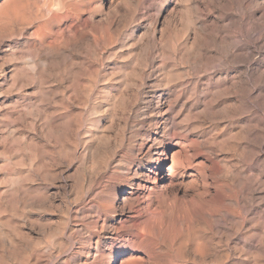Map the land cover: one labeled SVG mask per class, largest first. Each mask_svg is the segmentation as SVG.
Here are the masks:
<instances>
[{
	"label": "bare ground",
	"instance_id": "1",
	"mask_svg": "<svg viewBox=\"0 0 264 264\" xmlns=\"http://www.w3.org/2000/svg\"><path fill=\"white\" fill-rule=\"evenodd\" d=\"M45 1L49 2V0ZM61 1L64 0H60L59 3ZM77 2L80 3V1ZM180 2L182 3V9L180 8L178 14L179 22L183 24H180V26L183 29L181 27L179 31L175 28L178 32L176 30L173 32L174 27H170V22L169 27L172 32L166 35L164 42H159L160 44L163 43L162 45L156 46L153 42L155 36L153 38L150 34H153V31L156 30L155 27L158 21L154 19L152 24L150 21L153 30H149V34V31L147 32L150 37L146 41H142L143 37L142 39L139 38L142 36L140 34L135 42L125 45L129 46V51L125 55L118 53L121 55L119 58L125 62V65L114 67L109 74L102 72L103 81L101 83L98 82L99 70L94 69L91 61L96 53L91 52L93 53L92 55L89 52L90 47L93 46L89 47L86 45L88 40L85 43L84 35H79L78 41L82 49H80L81 52L80 54L78 53V56L74 55L75 53L73 54L72 50L69 49L71 47L65 48L62 45L60 47L52 44L51 41H46L49 35H52L57 39L55 41H58L66 33H71L72 35V32L76 33L78 29L76 22L80 19L82 11L79 7H77L79 9H71L72 7L76 8L73 5L69 8L71 10H66L68 7L63 5L67 7L65 10H62V8L54 9V5L43 2V5L45 3L47 5L46 7L44 6L45 9H42L43 7L39 6V0L1 1L0 52H2V58L0 60V95L7 97L16 93L21 97L0 103V109L5 107L2 112L0 111V264H52L49 262L52 256L57 257L65 252L68 257L76 258V264H81L79 262L81 254L87 256L94 254L92 256L95 258L100 239L98 237L95 238L94 231H109L110 226L108 220V222L105 220L101 221V223L99 222L100 211L104 210V212L106 211L109 214H115L116 209L120 205L119 202L128 201L127 196L120 199V195L125 194L124 190L126 187L133 189L134 185L131 178L137 180L136 186L138 189L140 188L141 204L143 206L140 207L143 208L144 214L155 210V202L161 199L167 187H171L176 183V177L179 174L180 177L183 175L184 177L187 176L194 182H196V179L197 181L200 180L202 191H200V195L203 196L204 192H207L208 179H205L204 163L195 160L199 152L195 149L196 147H200L201 150H199L202 153L204 152V154L212 157V161L215 160L214 164L220 169L217 176L224 182V186H219V190L220 192L222 190L225 191L221 192L223 198L220 199V203H210L202 210L208 223V225L206 224L208 234L198 237L195 236V233V235L193 234L194 253L199 254L198 258L202 261V264H211L215 259L219 257L221 259V256L229 258L232 256L231 253L238 254V257L228 264H264V224H260L262 217L259 214L260 212H258L259 210H257L261 207L264 208V155L260 156L261 152H257L255 146L252 145L258 139L260 146L264 147V0H174L171 4V9L173 8L174 10ZM137 4H140V2ZM59 5L62 7L61 4ZM133 6L136 8L135 4ZM133 6H131L132 8L130 7L132 11L134 9ZM74 13L77 18L74 17ZM114 17H116L115 14ZM128 17H130L129 14ZM128 17L127 19H129ZM134 17L135 15H133ZM169 18L171 19V16ZM168 19L165 20L164 18L166 22H168ZM110 20L112 21V18ZM120 21L119 23H121ZM107 22H104V24ZM23 23L27 24V28L29 26L33 28L32 32L30 31V36L34 37L35 40L37 39L38 46L33 43L32 47L37 48L38 54L36 52V54H27L26 51L30 49L27 48L26 50L25 48L26 54L23 49V52L20 51L23 55L22 58L18 57L22 61L14 64L16 60L14 54L17 53L19 46L14 42L16 35L12 32L14 31V25H24ZM59 24H63L62 27ZM162 25L160 28H162ZM106 26L111 25L107 24ZM104 27H100V29L102 30ZM109 28L112 29L113 27ZM127 28H129V25ZM166 28L164 27L162 30ZM18 29L22 30L23 28L19 27ZM107 31L110 32L108 29ZM160 31L159 33L162 34L163 31ZM3 33H8V35L6 34L3 38ZM87 33L85 36L89 34ZM129 37H132V35ZM116 39L118 40V38ZM75 40L77 41V39ZM102 40L104 41L103 38ZM89 41L91 42V39ZM73 44L71 45L76 47L78 45ZM98 45L101 47V43ZM97 48H95V51ZM113 50H111L112 53ZM153 50H156L157 59H154L155 57L152 55ZM99 51L97 50L96 52ZM118 54L117 56H119ZM25 58H27L26 61L23 60ZM109 59L111 58L109 57ZM53 82H60L61 84L54 87ZM144 84L145 86L147 84L151 92L149 93V99L145 101L148 106H142L143 110H140L138 108V98L140 89ZM149 106H151V110L149 109L150 112H147L151 113V118L149 117L146 123V120L143 119L145 115L143 111L145 112ZM177 107H179V110L176 112ZM88 111L91 117L88 116L89 118L84 121L83 116ZM184 111L187 112L183 115ZM190 115L193 116L194 123L190 122ZM219 118L230 120V124L232 122L233 125L237 126L236 134H227L223 140L216 141L214 140L216 137L210 138L208 134L206 137L203 135L204 132H199L203 120L215 121ZM131 120L132 122L133 120L134 122L136 121L138 123L136 125L141 128L148 124L150 127L153 126L154 130L150 134L145 133L146 135H143L144 137L142 136L143 138L139 142H135L133 146L135 149L129 146L136 157V161L131 162L129 160L131 163L127 164L126 162L125 164L121 160L117 164L115 171L120 173L124 180H127L126 186L122 188L115 185L110 186L109 182L112 177L107 176L108 170L112 160L119 154L118 149L124 144V135L122 136V133H125ZM222 125L224 126V124ZM113 129L121 130V134L116 133L115 136L113 133L115 137L112 142H115V146L111 150L109 145L113 137L111 135ZM138 132L135 133L134 131L135 134ZM213 132L215 134V131ZM207 133L210 132L207 131ZM189 137H194V140H188ZM131 138L128 139L133 141ZM222 149L223 152L230 151L231 154L233 153L231 151H241L243 154L248 152L247 154L250 153L252 162L250 161V164L249 162L246 164L240 163L241 166L238 163L239 166L237 167L234 165L236 161L231 164L232 162L228 163L229 161L224 160L226 156L223 159L222 156L219 157L217 155ZM244 158L247 159V157ZM165 166H167V172L163 177V182H168V184L164 187L159 184L160 179L157 177ZM212 175L215 178V174ZM59 178L68 179L70 182L68 185V208L67 206L65 207V209L67 208V215L63 212L66 216L63 219L58 218L59 220H54L52 216L47 219L41 218L40 220L33 217L31 210L41 209L40 205L42 203L47 204L48 206L46 207L50 209V197L52 196H50V191L56 187L53 183ZM104 178L106 183H103ZM232 188L233 190H231ZM52 197L55 198L54 196ZM65 198L67 199V197ZM139 199L138 201H140ZM96 201L99 203L104 202L105 204L103 203L104 206L96 205L98 203ZM201 202H203L202 199ZM84 203L86 205L83 206L82 204ZM122 206L123 204L120 207ZM130 207H127V209L129 210ZM56 208L58 210V207ZM232 208H236L245 216L244 222L236 221L235 218L237 217L234 218L230 213ZM27 209H31L29 210L30 212H27ZM202 213L201 216H203ZM72 218L75 220L79 219L81 224L71 225L70 220ZM159 220L163 222L164 219ZM198 220L201 221L200 218ZM183 224L185 225L186 223L183 222ZM182 225L181 228H183ZM170 227L171 231L172 229L174 230L172 226ZM142 228H144V225ZM142 228L140 226L134 227L133 225V227L129 228L132 230L131 234L127 236L119 235V237L122 240L121 246H126L128 243L137 245L141 248L145 257L148 258L153 254L152 248L150 249L151 246L149 247L151 239ZM184 228L182 230L187 229ZM38 229H42L45 237L52 242L53 246L51 249L46 250L45 248L44 250L38 248L39 246L35 248L32 247L33 245H31L32 248L27 247L30 241L35 240L33 234ZM199 229H201L200 226ZM119 230H122V228ZM114 231L116 230L114 229ZM153 232L151 231V233ZM189 232L187 233L188 235ZM114 235L113 231L105 234L106 240H111ZM234 235L238 237L235 240L232 239ZM184 236L186 235L184 234ZM184 236L182 235L183 240ZM159 238L161 237L159 236ZM215 238L223 239L227 243L232 240L234 241L232 245H234L229 247L223 243L227 246V253L220 255L221 246L219 243L222 240L214 242ZM164 241L166 242V240ZM180 241L176 233L174 242L178 244V248L175 249L177 257L178 254H182V248L186 242L184 240V243H180ZM33 243L35 242L33 241ZM76 244H81V248H76ZM151 244L152 246L154 245L153 242ZM92 245H94V248ZM173 245L170 244V246ZM85 248H92L94 252L92 250L84 251ZM158 252L159 254L161 253L159 250ZM120 254L124 258L122 260L114 259L110 264H135L140 259L139 254L125 255V252H120ZM156 254L158 253L156 252ZM168 254L165 255L168 256ZM241 255H244V257L240 258ZM9 256L12 262L7 259ZM154 256L151 258H154ZM105 262L106 260L102 264L107 263Z\"/></svg>",
	"mask_w": 264,
	"mask_h": 264
},
{
	"label": "rangeland",
	"instance_id": "2",
	"mask_svg": "<svg viewBox=\"0 0 264 264\" xmlns=\"http://www.w3.org/2000/svg\"><path fill=\"white\" fill-rule=\"evenodd\" d=\"M1 1H3V0H0V3H1ZM42 1V2H41ZM39 0V6L42 8V9H45V7H46V3H48V4H52V5H54V9H61L62 8V10L64 9H66L67 7V9L66 10H71V9H79L80 8V10H84L85 9V11H86V13H85V11H81V15H80V19L81 20H83V21H81L80 19L79 20H77V22H76V24H77V26H78V29H77V31H76V33H74V32H72L73 33V35L71 34V33H66V35L62 38V39H58V41H55V40H57L56 38H54L52 35L50 36H47V38H46V41H51L52 42V44H56V45H58V46H60L61 47V45H62V47H64L65 46V48H68V47H71V48H69L70 50H72V52H73V54L74 55H76V56H78V53L80 54V49H82L81 48V45H80V43H79V41H78V39L80 38V36L82 35H84L83 37H85V43H87L86 45L87 46H93V47H90V49H89V52L91 53V52H93L95 55H96V57H95V55L93 56V58H92V62H93V66H94V69H97V71L99 70V72H98V75H100L99 77H98V82H101L102 83V77H101V74H102V72H106L107 74H109V73H111V71L110 70H112L114 67H121V66H124L125 65V62L122 60L121 61V59L119 58L121 55H125L126 54V52L127 51H129V46L127 47V46H125V45H129V44H131L132 42H135V40L140 36V34H142V36H140L139 38H141L142 39V37H143V40L142 41H146L147 40V38L148 37H150V35H151V37H153L154 38V36H155V38L153 39V42L156 44V46H160V45H162V44H160L159 42H164L165 41V38H166V35L168 34V33H170V32H172V29L171 28H173V32L177 29V30H181V27L182 26H180V24L181 25H183L181 22H179V10H180V8L182 7V3L180 2V3H178V5H176V7H175V9L173 10V8L171 9V4H172V2L174 1V0H165V1H163V0H148V2H147V0H141V1H139L140 2V4H137V3H139L138 2V0H116V2H115V0H112V1H110V0H77V1H80V3L79 2H77L76 0H68V1H61L60 3H59V1L60 0H58V3L56 4V2H57V0H49V2L48 1H45V0ZM74 1V2H73ZM76 1V2H75ZM88 1H90V2H88ZM92 1V2H91ZM99 1V2H98ZM119 1H120V3H119ZM124 1H125V3H124ZM134 1H135V3H134ZM155 1V2H154ZM160 1V2H159ZM43 2H46L44 5H43ZM50 2H52V3H50ZM64 2V3H63ZM70 4H68V3ZM73 2V3H72ZM95 4H94V3ZM133 2V3H132ZM137 2V3H136ZM144 2V3H143ZM145 2H146V4H145ZM150 2V3H149ZM154 4H153V3ZM158 2V3H157ZM164 2H166V3H164ZM67 3V4H66ZM75 3V4H74ZM76 3H78V4H76ZM82 3V4H81ZM110 3V4H109ZM143 3V4H142ZM56 4V5H55ZM59 4H61V6L62 7H60V5ZM81 4V5H80ZM91 4V5H90ZM101 4V5H100ZM121 4V5H120ZM127 4V5H126ZM135 4L136 6V8H134V6L133 5ZM149 4V5H148ZM180 4V5H179ZM59 5V6H58ZM63 5H66V6H63ZM74 5V7H76V8H73L72 6ZM75 5H77V6H75ZM78 5H80V6H78ZM98 5H100V6H98ZM111 5V6H110ZM113 5V6H112ZM115 5V6H114ZM139 5V6H138ZM145 5V6H144ZM160 6V7H158V6ZM45 6V7H44ZM70 6V7H69ZM88 6H90V7H88ZM131 6H133V11H132V7ZM138 6V7H137ZM140 6H142V7H140ZM147 6V7H146ZM72 7V8H71ZM77 7H79V8H77ZM91 7H93V8H91ZM96 7V8H95ZM108 7V8H107ZM109 7H110V9H109ZM111 7H112V9H111ZM115 7V8H114ZM131 7V8H130ZM153 7H154V9H153ZM69 8H71V9H69ZM99 8V9H98ZM101 8H102V10H101ZM114 8V9H113ZM129 8V9H128ZM140 10H139V9ZM144 8V9H143ZM156 8V9H155ZM158 8V9H157ZM86 9H89V10H86ZM98 9V10H97ZM148 9V10H147ZM152 9V10H151ZM171 9V10H170ZM182 9V8H181ZM32 10H34V8H32ZM108 10V11H107ZM130 10H131V12H130ZM137 10V11H136ZM143 10V11H142ZM145 10V11H144ZM157 10H159V11H157ZM168 10H169V15H168ZM92 11V13H90ZM93 11L95 12L94 14H93ZM100 11V12H99ZM148 11V12H147ZM153 13H152V12ZM88 12V13H87ZM97 12H98V14H97ZM106 12V13H105ZM115 12V13H114ZM127 12V17H128V14L130 15V17H128L129 19H127V17H125L126 15H125V13ZM134 12V13H133ZM145 12V13H144ZM154 12H156V13H154ZM161 12V13H160ZM112 13H113V15H112ZM124 13V14H123ZM142 15H141V14ZM152 14V15H150V14ZM166 13H167V15H166ZM26 14V13H25ZM87 14V15H86ZM89 14V15H88ZM92 14V15H91ZM114 14L116 15V17H114ZM136 14H137V16H136ZM146 14V15H145ZM149 14V15H148ZM156 14V15H155ZM74 15H75V13H74ZM73 15V16H74ZM133 15H135V17L133 18ZM163 15H164V17H163ZM87 16V17H86ZM90 18H89V17ZM94 16V17H93ZM126 18H124V17ZM144 16H145V18H144ZM150 16H153V17H151L150 18ZM171 16V19L169 18V17ZM74 17H76V15L74 16ZM86 17V18H85ZM92 17V18H91ZM107 17V18H106ZM119 17H121V18H119ZM137 17V19H135ZM142 17V18H141ZM147 17V18H146ZM154 17H156V18H154ZM77 18V17H76ZM112 18V21L110 20V19ZM113 18H115V19H113ZM126 20H124V19ZM140 18H141V20H140ZM164 18H165V20H167L168 18L171 20H169L168 19V22H166L165 20H164ZM88 19H90V20H88ZM92 19V20H91ZM107 19V20H106ZM110 21H109V20ZM122 19H123V21H122ZM132 19H134V20H137V21H133ZM149 19V20H148ZM154 19H157V25H156V27H155V31H153L152 30V26H151V24H152V21L154 20ZM162 19V20H161ZM174 19V20H173ZM118 20V21H117ZM121 20V21H120ZM129 20V21H128ZM143 20V21H142ZM148 20V21H147ZM176 20V21H175ZM93 21H94V23H93ZM102 23H101V22ZM106 22V21H108L107 23H105L104 24V22ZM119 21L121 22V23H119ZM128 21V22H127ZM133 21V22H132ZM150 21H151V24H150ZM162 21V22H161ZM165 21V22H164ZM181 21V20H180ZM82 22H83V24H82ZM127 22V23H126ZM132 24V23H134V24H130V23ZM137 22H139V23H137ZM149 22V23H148ZM171 22V25L169 24ZM122 23H125V24H122ZM129 23V24H128ZM143 23V24H142ZM146 23V24H145ZM168 23V24H167ZM172 23H174L173 25H172ZM15 24V23H14ZM18 24V23H17ZM14 25L15 27L13 28V30L15 31H13L12 33L14 34L15 33V37H14V42H16L17 44H18V46H19V48H18V51H17V56H16V54H14V56H15V58H16V62L14 61V64L15 63H19L20 61H22V60H20L21 58H22V52L24 51V53L26 54V52H27V54H38V50H37V48L36 47H32L33 46V43H34V45L35 46H38V41H37V39L35 40V38L34 37H32V36H30V33L32 32L31 30H33V28H32V26H29V28H27V24H24V25ZM103 24V25H102ZM107 24H109V25H111V26H106ZM129 25V28H127L128 27V25ZM163 24V25H162ZM60 25V24H59ZM62 25L63 24H61L60 26L62 27ZM101 25V26H100ZM104 25H105V27H104ZM161 25H162V28H160L161 27ZM164 25H168L167 26V28L169 27V25H170V27L167 29L166 28V26H164ZM25 26V27H24ZM104 27V29H100V27L101 28H103ZM124 26V27H123ZM127 26V27H126ZM180 27V29H178L179 27ZM16 27H17V29H16ZM19 27H21V28H23L22 30L21 29H18ZM31 27V28H30ZM57 27H58V25H57ZM108 27V28H107ZM109 27H113L112 29L111 28H109ZM119 27H121L122 29H124V30H122L121 28H119ZM166 28V29H164V30H166V32L167 31H169V32H164V30H162L163 28ZM115 28V29H114ZM176 28V29H175ZM25 29V30H24ZM27 29V30H26ZM56 29V28H55ZM107 29L108 30H110V32L109 31H107ZM118 29V30H117ZM132 29V30H131ZM170 29V30H169ZM182 29H183V27H182ZM17 30V31H16ZM153 31V34H150V35H147V32L148 31ZM163 31L162 32V34L161 33H159V31ZM176 30V32H178ZM21 31V32H20ZM31 31V32H30ZM79 31V32H78ZM84 31V32H83ZM150 31L148 32V34L150 33ZM160 31V32H161ZM18 32V33H17ZM82 32H83V34H82ZM89 34H88V33ZM123 34H122V33ZM125 32V33H124ZM132 32V33H131ZM139 34H138V33ZM141 32H143V33H141ZM155 32V33H154ZM80 33V34H79ZM86 33L88 34L87 36H85L86 35ZM6 34L8 35V33H3V35H2V37L4 36H6ZM20 34H21V36H20ZM114 34V36H112ZM121 34H122V36H121ZM24 35V36H23ZM74 35H76V36H74ZM80 35V36H79ZM89 35H91L90 37H89ZM102 35V36H101ZM127 35V36H126ZM132 35V37H129V36H131ZM133 35H135L136 36V38H135V36H133ZM147 35V36H146ZM153 35V36H152ZM19 38H18V37ZM28 36V37H27ZM67 36V37H66ZM70 36H74V37H70ZM99 38H98V37ZM120 36V37H119ZM126 36V37H125ZM138 36V37H137ZM3 37V38H4ZM31 37V38H30ZM68 37H70V38H68ZM118 38V40L116 39V38ZM124 37V38H123ZM162 37H164V38H162ZM73 38H75V39H77V41L75 40V42H74V40H73ZM89 38V39H88ZM102 38L104 39V41L102 40ZM146 38V39H145ZM163 40H162V39ZM27 39V40H26ZM29 39V40H28ZM68 40V42H67V40ZM91 39V42L89 41ZM101 39V40H100ZM127 39H129V40H127ZM134 39V40H133ZM17 40V41H16ZM53 40V41H52ZM60 40H61V42H60ZM73 41V43H72V41ZM86 40H88L87 42H86ZM95 40V41H94ZM100 42H99V41ZM124 40V41H123ZM127 40V41H126ZM155 40V41H154ZM160 40V41H159ZM162 40V41H161ZM20 41V42H19ZM26 43H25V42ZM65 41H66V43H65ZM70 41V42H69ZM96 41H98V42H96ZM101 41H103L104 42V44H103V42H101ZM118 43H117V42ZM125 41H126V44H125ZM37 42V43H36ZM55 42H57V43H55ZM92 42H93V44H92ZM49 43V42H48ZM68 43V44H67ZM73 44V45H76V44H78L77 45V47L76 46H72L71 44ZM99 43H101V47H100V45H98ZM122 43V44H121ZM128 43V44H127ZM97 44V45H96ZM102 44H103V46H102ZM116 44V45H115ZM121 44V45H120ZM160 44V45H159ZM24 45V46H23ZM26 45V46H25ZM80 45V46H79ZM23 46V47H22ZM67 46V47H66ZM79 46V47H78ZM112 46V47H111ZM116 46H118V47H116ZM122 46V47H121ZM97 48V47H99V48H97L96 49V51L98 50H100L99 52H96L95 51V48ZM104 49H103V48ZM126 49H125V48ZM25 48H26V50H27V48H29L30 50H25ZM92 48H94V49H92ZM103 49V50H101V49ZM118 50H117V49ZM122 48V49H121ZM24 49V50H23ZM77 49L78 50V52H76L75 50ZM115 51H114V50ZM120 49V50H119ZM23 50V51H22ZM74 50V51H73ZM92 50V51H91ZM111 50H113V53H112V51ZM20 51H22V52H20ZM26 51V52H25ZM29 52V53H28ZM36 52V53H35ZM108 52H109V54H108ZM120 52V53H119ZM153 52H154V54H153ZM23 53V54H24ZM93 53H91L92 55H93ZM112 55H111V54ZM121 54V55H119V54ZM19 54H21V55H19ZM98 54H100V55H98ZM105 54V55H104ZM114 54V55H113ZM117 54L119 55V56H117ZM19 55V56H18ZM102 55V56H101ZM109 55V56H108ZM116 55V56H115ZM152 55H153V57H155L154 59H157L156 58V50H153L152 51ZM99 56H101V57H99ZM105 56H107V57H105ZM112 56H113V58H112ZM18 57L20 58V59H18ZM103 57V58H102ZM109 57L111 58V59H109ZM1 58H2V52H0V60H1ZM31 58V57H30ZM29 58V59H30ZM97 58H98V61H100L99 63H98V61H97ZM26 59L27 58H25V59H23V60H25L26 61ZM96 59V60H95ZM102 60V61H101ZM1 62V61H0ZM96 62V63H95ZM102 62V63H101ZM117 63V64H116ZM118 63H119V65H118ZM122 63V64H121ZM102 64V65H101ZM108 64V65H107ZM96 67V68H95ZM98 67H100L99 69H98ZM105 69H104V68ZM193 78V77H192ZM56 83V84H55ZM101 83H99V84H101ZM147 83V82H146ZM53 86L55 87V86H60V82H53ZM145 87V88H144ZM144 88V89H143ZM141 90H144V91H141ZM128 92V91H127ZM142 92V93H141ZM151 92V90H149V88L147 87V84H146V86H145V84H144V86L140 89V92H139V98L141 99H139L138 98V108H140V110L142 109L143 110V107L144 106H148L147 104H145V101L146 100H148L149 99V97H150V93ZM14 95V96H13ZM146 95V96H145ZM148 95V96H147ZM13 96V97H12ZM18 97H21L19 94H16V93H13L12 95H8L7 97H2V94L0 95V103L1 102H8V100H14V99H16V98H18ZM145 98V99H144ZM52 105V104H51ZM141 105V106H140ZM143 106V107H142ZM5 108V107H4ZM4 108L2 109H0V111L2 112L3 110H4ZM151 110V106H149L148 107V109H146L145 110V112L143 111V113H145V115H144V120H146V123L148 122V118L151 116V113L149 114V112H150V110ZM177 110H179V107H177V109H176V112H177ZM184 110H186V109H184ZM147 111H149V112H147ZM186 112L187 111H184V113H183V115L184 114H186ZM91 117L90 116V113H89V111L88 112H86L85 114H84V116H83V120L85 121V120H87L89 117ZM192 118H191V117ZM189 116V120H190V122L191 123H194L195 122V120H194V118H193V116L192 115H190ZM151 118V117H150ZM191 119H193L192 121H191ZM222 119V120H221ZM224 119V120H223ZM219 120H220V122H219ZM204 121H206V122H204ZM211 121H213V122H211ZM216 121V122H215ZM203 120L202 122L204 123H202L201 122V125H200V130H199V132H204L203 133V135H205L206 137H207V134L210 136V138L211 137H216L214 140H216V141H221V140H223L224 139V136L225 135H227V134H236V130H237V126H235V125H233L232 124V122H231V124H230V120H225V118H219V119H217V120ZM222 121V122H221ZM151 123H152V121H151ZM206 123V124H205ZM227 123V124H226ZM132 124V125H131ZM136 124H138L136 121L134 122V120H133V122H132V120L129 122V124H128V128L126 129V131H125V133L123 132L122 133V136L124 137V146L122 147L121 146V148H119L118 150V153L119 154H117L116 156H115V158L112 160V163H111V165H110V169L108 170V174H107V176H110V177H112V179L110 178V182H109V184H110V186L111 185H115V186H117V187H120V188H122V187H124V186H126V184H127V180H124L123 178H122V176L120 175V173H117L115 170H116V166H117V164L122 160L123 161V163H125L126 164V162H127V164H129V163H131V162H133V161H136V157H135V155H133V152L130 150V147L129 146H131V148H134L133 146L135 145V142L137 143V141L139 142V140L140 139H142L144 136L143 135H146V134H150L153 130H154V128H153V126H149L148 124L146 125H144V127L143 128H141L140 126H138V125H136ZM214 124V125H213ZM221 124H224V126L222 125L221 126ZM226 124V125H225ZM134 125H136L135 127H134ZM209 125H211V126H209ZM216 125V126H215ZM221 127H220V126ZM229 125V126H228ZM202 126V127H201ZM203 126H205V127H203ZM225 126H227V127H225ZM131 127V128H130ZM212 127V128H211ZM216 127V128H215ZM231 127H232V129H231ZM141 128V129H140ZM147 128V129H146ZM152 128V129H151ZM213 128H215V129H213ZM222 128V129H221ZM224 128V129H223ZM227 128H228V130H227ZM234 128V129H233ZM206 129H207V131H209L210 133H207V131H206ZM217 129V130H216ZM129 130V131H128ZM131 131H133L132 133H134V131H135V133L136 132H138V131H140V132H138L137 134H133L132 135V133H131ZM212 131V132H211ZM213 131H215V134H214V132ZM221 131V132H220ZM226 131V132H225ZM235 131V132H234ZM128 132V133H127ZM130 132V133H129ZM228 132V133H227ZM115 134V136H116V133L117 134H121V130H116V129H113V131L111 132V135L113 136L112 138H111V141H110V145H109V148L112 150V148H114V146H115V142H112V141H114V134ZM140 133V134H139ZM146 133V134H145ZM201 133V134H202ZM221 133V134H220ZM119 134V135H120ZM131 136H130V135ZM213 134V135H212ZM125 135H127V136H125ZM129 135V136H128ZM135 135V136H134ZM133 136V138H131ZM137 136V137H136ZM143 136V137H142ZM218 136H220V137H218ZM128 138H131V140H133V141H130V139H128ZM222 138V139H221ZM113 139V140H112ZM129 141H128V140ZM136 139V140H135ZM194 140V137H189L188 138V140ZM135 140V141H134ZM133 142V143H132ZM259 141H258V139H257V141L256 142H253V144L252 145H254L255 146V148H256V150H257V152H261L259 155L260 156H263L264 155V147H261L260 146V144L258 143ZM128 144V145H127ZM53 145V144H52ZM111 146V147H110ZM126 146V147H125ZM224 147V146H223ZM258 148V149H257ZM127 149V150H126ZM135 149V148H134ZM197 151H199L198 152V155H197V157L195 158V160H199V161H202L203 163H204V167H205V171H204V173H205V175H206V177H205V179H208V187H207V189H206V191L207 192H204V195L203 196H201L200 195V191H201V187H200V183H199V181L200 180H198L197 181V179L195 180L196 182H194V181H192L190 178H188L187 176H185L184 177V175L183 176H181L180 177V174L176 177L177 178V180H176V183L175 184H173L171 187L169 186V187H167V190L165 191V193H164V195L161 197V199H158L156 202H155V205H154V207H155V210H153L152 212H148V213H145L144 214V211H142L143 210V208H141V207H143L142 206V198H141V196H140V188L138 189L137 188V180L134 178H131L132 179V182H133V185H134V187H133V189H129V188H127L126 187V189L124 190L125 191V194L124 195H120V199H122L124 196H127V199H128V201L127 200H125L126 202H119V207L116 209V213L115 214H109V213H107L106 211L104 212V210H101L100 211V216H99V218H98V220H99V222L101 223V221H103V220H105L106 222H110V226H109V231L107 230V231H102V232H100V231H98V230H95L93 233L95 234V238L96 237H98V239H100L99 240V244L97 245V247L99 248H97V252L95 253V258L96 259H98V260H96L92 255H94V254H92L91 256H87V255H85V254H81L80 256H79V262L81 263V264H90V262H92V261H95V262H92L91 264H102L105 260H106V262L108 263V264H110L111 263V261L112 260H114V259H117V260H122L123 258H124V256H122V254H120V252L122 253V252H125V255H127V254H139V257H140V259L139 260H137L136 261V263L137 264H157V263H159V264H202V261L198 258L199 257V254L198 253H194V251H195V249H194V244H193V241H192V238L194 237V235L195 236H203L204 234H208V231H207V225H208V223H207V220H206V217H204V215H203V213H202V210H204L206 207H207V205H209L210 203H212V204H218V203H220V199L221 198H223V196L221 195V192H224L225 190H222L221 192H220V190H219V186L220 187H223L224 186V182H223V180L220 178L219 179V177L217 176V174H218V171H220V169H218V167L214 164L215 163V160L214 161H212L211 159H212V157H210V156H208V155H206V154H204V152L202 153V151H200L201 150V148L199 147H196L195 148ZM200 149V150H199ZM260 149V150H259ZM263 149V150H262ZM121 150V151H120ZM128 151V152H127ZM221 151V150H220ZM132 152V153H131ZM227 151H224L223 152V149H222V151L221 152H219V153H217V155L219 156V157H221L222 156V158L224 159V156H226L225 157V161H229L228 163H230V162H232L231 164H234V162H235V164L234 165H236L237 167L240 165L241 166V164H246V163H248L249 162V164L252 162L251 161V159H250V153L249 154H247L248 152H246V153H242L241 151V153L239 152V154H238V152H236V151H231V152H233L232 154L230 153V151H228L227 153H226ZM223 153V154H222ZM235 153H236V155H235ZM121 154V155H120ZM130 154V155H129ZM225 154V155H224ZM246 154V155H245ZM126 155V156H125ZM232 157H231V156ZM239 155V156H238ZM241 155H242V157H241ZM121 156H123V157H121ZM229 156V157H228ZM235 156V157H234ZM207 157V158H206ZM244 157H247V159H245ZM121 158V159H120ZM123 158H124V160H123ZM126 158V159H125ZM128 158H130V159H128ZM233 158H235V159H233ZM237 158V159H236ZM118 159H120V160H118ZM128 159V160H127ZM209 159V160H208ZM229 159V160H228ZM240 159V160H239ZM131 162H130V161ZM231 160V161H230ZM240 161V162H239ZM251 161V162H250ZM115 163H116V165H115ZM238 163H239V165H238ZM241 163V164H240ZM167 166H165V168L163 169V171L158 175V179H160L159 181V184L160 185H162V186H166L167 184H168V182H163L164 181V176H165V174H166V172H167ZM113 169V170H112ZM111 170V171H110ZM115 171V172H114ZM214 171V173H212ZM113 172V173H112ZM216 172V173H215ZM112 174V176H111V174ZM116 173V174H115ZM110 174V175H109ZM211 174V175H210ZM212 174H215V178H214V176L212 175ZM210 176V178H209V176ZM116 176V177H115ZM119 176V177H118ZM208 176V177H207ZM212 176V177H211ZM113 177H114V179H113ZM121 177V178H120ZM109 178V177H108ZM188 179V180H187ZM216 179V180H215ZM116 180V181H115ZM122 180V181H121ZM213 182H212V181ZM220 180V181H219ZM121 181V182H120ZM181 181V182H180ZM58 182V183H57ZM64 182V183H63ZM163 182V183H162ZM215 182V183H214ZM221 182H223V183H221ZM69 180L67 179H64V178H59V179H57L53 184H54V186H56L55 188H52L53 190H51L50 191V196L52 195V196H54L55 198H53L52 196L50 197V204H51V207H50V209L48 208V207H46V206H48L47 204H41L40 205V208L41 209H39V210H36V209H34V210H31V209H27L26 211L27 212H30L29 210H31V215L33 216V217H35V218H38L39 220L42 218V219H47L48 217H50V216H52L53 218H54V220H59V219H63L67 214V208H68V205H67V200L69 199V195H68V185H69ZM103 183H106V179L104 178L103 179ZM57 184V185H56ZM192 184V185H191ZM159 185V186H160ZM222 185V186H221ZM226 185V184H225ZM62 187V188H61ZM64 187V188H63ZM137 188V189H136ZM58 190H60V191H58ZM231 190H233V188L231 189ZM133 191V192H132ZM54 192H56V193H54ZM64 192V193H63ZM202 192V191H201ZM59 193V194H58ZM66 193V194H65ZM128 193H130V194H128ZM136 193V194H135ZM62 194V195H61ZM137 194H139V195H137ZM62 196V199H61V196ZM136 195V196H135ZM57 196V197H56ZM197 196V197H196ZM58 197H60V198H58ZM65 197H67V199L65 198ZM53 198V199H52ZM140 198V199H139ZM59 199V200H58ZM138 199L140 200V201H138ZM201 199H202V201L203 202H201ZM200 200V201H199ZM53 201V202H52ZM60 201V202H59ZM213 201V202H212ZM62 202V203H61ZM96 202H98V201H96ZM140 202V203H139ZM207 202V203H206ZM54 203V204H53ZM59 205H57V204ZM61 205H60V204ZM104 202H102V203H97L96 205H103L104 206V204H103ZM125 203V204H124ZM127 203V204H126ZM133 203V204H132ZM54 206H56V207H58V210H57V208L56 207H54ZM56 204V205H55ZM121 204H123V208L122 207H120L121 206ZM128 204H129V206H128ZM136 204H138V205H136ZM83 206L84 205H86L85 203L84 204H82ZM126 205V206H125ZM133 205V206H132ZM194 205H196V206H194ZM264 205V204H263ZM45 206V207H44ZM60 206H62L61 208H60ZM67 206V208L65 209V207ZM131 206V207H130ZM138 206V207H137ZM141 206V207H140ZM201 206V207H200ZM42 207H44V208H42ZM125 207V208H124ZM127 207L129 208L130 207V209L128 210L127 209ZM136 207H137V209H136ZM196 207H198V208H196ZM55 208V209H54ZM120 208V209H119ZM60 209V210H59ZM65 209V210H64ZM125 209V210H124ZM261 209V210H260ZM263 209V210H262ZM49 210V211H48ZM56 210V211H55ZM63 210V211H62ZM123 210V211H122ZM135 210V211H134ZM257 210H259L258 212H260L259 214L261 215V219H260V224L262 223V224H264V208H259V209H257ZM36 211H39V212H36ZM63 213H61V212ZM121 211V212H120ZM125 211V212H124ZM129 211V212H128ZM139 211V212H138ZM52 212V213H51ZM56 212V213H55ZM60 212V213H59ZM138 213V215H139V217H138V215H136L137 213ZM142 212V213H141ZM43 213H45V214H43ZM55 213V214H54ZM140 213V214H139ZM201 213H202V215L203 216H201ZM230 213H231V215L235 218V217H237V218H235L236 219V221L238 220L239 222H244L245 221V216L239 211V210H237L236 208H232V209H230ZM262 213V214H261ZM125 214V215H124ZM133 214V216H134V214H135V218L133 217V216H131V215ZM148 214V215H147ZM153 214V215H152ZM60 215V216H59ZM104 215V216H103ZM145 215V216H144ZM147 215V216H146ZM200 215V216H199ZM37 216V217H36ZM62 216V217H61ZM106 216H107V218H106ZM137 216V217H136ZM61 217V218H60ZM119 217V218H118ZM145 217V218H144ZM168 217V218H167ZM197 217V218H196ZM59 218V219H58ZM125 218V219H124ZM126 218H127V220H126ZM149 218V219H148ZM166 218V219H165ZM194 218V219H193ZM201 219V221H199L198 219ZM205 218V219H204ZM241 218H242V220H241ZM135 219V220H134ZM140 219V220H139ZM159 219H164L163 220V222L161 221V220H159ZM192 219V220H191ZM202 219H203V221H202ZM73 220V221H72ZM78 222H77V221ZM74 219V218H72L71 220H70V224L71 225H78V223L79 224H81V221L79 220V219ZM108 220V221H107ZM134 220V221H133ZM159 220V221H158ZM195 220H196V222H195ZM206 220V221H205ZM241 220V221H240ZM114 221V222H113ZM118 221V222H117ZM124 221V222H123ZM126 221V222H125ZM144 221V222H143ZM179 221V222H178ZM76 222V223H75ZM113 222V223H112ZM133 222V223H132ZM137 222V223H136ZM143 222V223H142ZM165 222V223H164ZM168 222V223H167ZM178 224H177V223ZM183 222H185L186 224L184 225L183 224ZM199 222V223H198ZM200 222H202V223H205V224H200ZM119 223V224H118ZM142 223V224H141ZM163 223V224H162ZM175 223H176V225H175ZM180 223H182V224H180ZM187 223H189V224H187ZM192 223H194V224H198V225H192ZM112 224V225H111ZM130 224V225H129ZM140 224V225H139ZM161 224V225H160ZM164 224H165V226H164ZM174 224V225H173ZM191 224V225H190ZM207 224V225H206ZM113 225H114V227H113ZM133 225H134V227H143V225H144V228H142V229H144V232L150 237V239H151V241H150V244H149V247H150V249L152 248V253L153 254H151L148 258L147 257H145V254L141 251V248L139 247V246H137V245H132L131 243L129 244H127L126 246H121V244H122V240H121V238L119 237V235H123V236H127V235H129V234H131L132 233V230H130L129 228L130 227H133ZM155 225V226H154ZM181 225L183 226V228L184 229H188V232H189V230H190V232H189V235L187 234L188 232H187V229L186 230H182L183 228H181ZM187 225V226H186ZM189 225V226H188ZM128 226V227H127ZM170 226H172V228H174V230L172 229V231H171V227ZM194 226V227H193ZM197 226V227H196ZM199 226H200V228L201 229H199ZM202 226H203V228H202ZM111 227H113L116 231H114V229L113 228H111ZM148 227V229H146ZM152 227H153V229H152ZM154 227H155V229H154ZM178 227V228H177ZM179 227H180V229H179ZM194 228V230H192L193 228ZM122 228V230H119V229H121ZM177 230H176V229ZM191 228V229H190ZM158 229V230H157ZM170 229V230H169ZM149 230V231H148ZM161 230V231H160ZM179 230V231H178ZM198 230V232L196 233V231ZM114 232L115 233V235H114V237L111 239V240H106V237H105V234H107V233H109V232ZM151 231L153 232V233H151ZM182 231H183V233H182ZM185 231V232H184ZM171 232V233H170ZM175 232V233H174ZM104 233V234H103ZM120 233V234H119ZM169 233V234H168ZM176 233H177V235L179 236V241H180V243L181 242H183L184 243V240L186 241L185 243H184V246H183V248H182V254H178V257H177V252H176V250L175 249H177L178 248V244H177V242H174V237L176 236ZM195 233V234H194ZM199 233V234H198ZM202 233V234H201ZM151 234V235H150ZM156 234V235H155ZM160 234V235H159ZM171 234H173V235H171ZM181 234V235H180ZM184 234L186 235V236H184ZM194 234V235H193ZM35 235H36V237H35ZM44 235V231L42 230V229H38L37 231H35L34 232V234H33V237H34V239L35 240H33L35 243H36V246H35V243H33V241H30V243H28V245H27V247L29 248V247H31V245H33L32 247H35V248H37L38 246V248H41V249H44L45 250V248H46V250L48 249H51V247L53 246L52 245V242L50 241V239H47L46 237H45V235ZM100 235V236H99ZM167 235H169V236H167ZM171 235V236H170ZM182 235L185 237L184 238V240H183V237H182ZM191 235V236H190ZM39 236V237H38ZM159 236L162 238H159ZM163 236V237H162ZM190 236V237H189ZM43 237V238H42ZM155 238V239H153V238ZM158 237V238H157ZM168 237V238H167ZM171 237V238H170ZM182 237V238H181ZM233 238V240H235L236 239V235H234V236H232ZM39 240H38V239ZM164 238V239H163ZM181 238V239H180ZM238 238V237H237ZM38 241H37V240ZM153 239V240H152ZM190 239V240H189ZM160 240V241H159ZM164 240H166V242L168 243H166ZM219 242V240H222L219 244H220V248L222 249L223 247V251L220 249V255H225L226 253H227V250H226V248H227V246H229V247H232L233 245H232V243H234V241H229L228 243L226 242V241H224L223 239H218V238H215V240H214V242H217V241ZM157 243H156V242ZM158 241H159V243H158ZM164 241V242H163ZM171 241V242H170ZM174 243H173V242ZM192 243L191 244V246H190V243ZM38 242H39V244H38ZM41 242V243H40ZM153 242V246H152V243ZM188 242V243H187ZM174 244L175 245V247H174V245L173 246H170V244ZM223 243H225L226 245H224ZM230 243V244H229ZM101 244V245H100ZM157 246H156V245ZM166 246H165V245ZM187 244V245H186ZM78 245V246H77ZM162 245V246H161ZM232 245V246H231ZM41 246V247H40ZM80 246V247H79ZM81 244H76V248L78 247V248H81ZM132 246V247H131ZM155 246V247H154ZM159 246V248H157ZM164 246V247H163ZM223 246V247H222ZM226 246V247H225ZM31 247V248H32ZM92 247L94 248V245H92ZM130 247V248H129ZM163 247V248H162ZM167 247V248H166ZM102 248V249H101ZM162 248V249H161ZM173 248V249H172ZM188 248V249H187ZM161 252L160 254H159V252H158V250ZM164 249V250H163ZM186 249V250H185ZM87 250H92V252H94V250L91 248V249H89V248H85V250L84 251H87ZM153 250H155L158 254H156V252L155 251H153ZM163 250V251H162ZM168 250V251H167ZM173 250V251H172ZM192 250H193V252H192ZM102 251V252H101ZM130 251V252H129ZM175 251V252H174ZM188 251V252H187ZM191 251V252H190ZM100 252V253H99ZM119 252V253H118ZM127 252H129V253H127ZM165 252H167V253H165ZM226 252V253H225ZM66 253V252H65ZM65 253H61L59 256H57L58 257V259H57V257H55V256H52L50 259H49V262L50 263H52V264H67L68 262V264H76V258L74 257V259L73 258H71V257H68L67 256V254L65 255ZM168 253H170V254H168ZM172 253H174V254H172ZM184 253H187V254H184ZM104 254H105V258H104ZM165 254H168V256L167 255H165V257H164V255ZM155 255V256H154ZM162 258V261H161V258L159 259V256ZM162 255V256H161ZM174 255V256H173ZM187 255V256H186ZM193 255V256H192ZM231 255L232 256H230L229 258H231V259H229V258H225V256H221V259H220V257L219 258H217V259H215L214 260V262L212 261V263L211 264H228V263H232V261L234 260V259H236L238 256V254H234V253H231ZM61 256V257H60ZM87 256V257H86ZM97 256V257H96ZM99 256V257H98ZM103 256V257H102ZM152 256H154V258H156V260H154V258H151ZM171 256V257H170ZM177 257V259H176V257ZM181 256V257H180ZM184 256V257H183ZM196 256V257H195ZM242 256L244 257V255H241L240 256V258H242ZM64 257H65V259H64ZM67 257V258H66ZM89 257V258H88ZM106 257H108V258H106ZM143 257V258H142ZM194 259H196V260H194ZM53 258V259H52ZM94 258V259H93ZM163 258H164V260H163ZM170 258V259H169ZM182 258V259H181ZM191 258V259H190ZM7 259H9V261H11L10 259V256H9V258H7ZM13 259V258H12ZM54 259H56V260H54ZM68 259V260H67ZM69 259H70V261H69ZM86 259H88V260H86ZM90 259V260H89ZM141 259H145V260H147V261H145V260H141ZM229 259V260H228ZM52 260H54V261H52ZM63 260H65V261H63ZM92 260V261H91ZM103 260V261H102ZM150 260V261H149ZM161 262H163V263H161ZM169 260V261H168ZM155 261V262H154ZM12 262V261H11ZM54 262V263H53ZM75 262V263H74ZM105 262V263H106ZM197 262V263H196ZM106 263V264H107ZM135 263V264H136Z\"/></svg>",
	"mask_w": 264,
	"mask_h": 264
}]
</instances>
